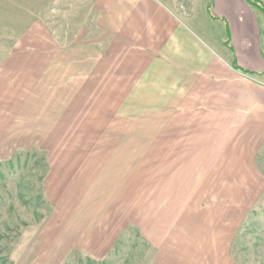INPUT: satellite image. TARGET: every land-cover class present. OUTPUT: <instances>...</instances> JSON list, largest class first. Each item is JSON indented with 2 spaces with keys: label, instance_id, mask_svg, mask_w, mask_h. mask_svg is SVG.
<instances>
[{
  "label": "rangeland",
  "instance_id": "1",
  "mask_svg": "<svg viewBox=\"0 0 264 264\" xmlns=\"http://www.w3.org/2000/svg\"><path fill=\"white\" fill-rule=\"evenodd\" d=\"M109 2L0 0V264H158L133 224L106 254L75 250L71 230L82 223L72 216L67 230L55 215L50 156L89 159L109 144L115 184L160 176L180 194L157 196L160 205L189 204L190 52L124 46L123 33L108 39ZM179 4L188 26L190 2ZM246 218L235 264H264L263 199Z\"/></svg>",
  "mask_w": 264,
  "mask_h": 264
},
{
  "label": "crops",
  "instance_id": "2",
  "mask_svg": "<svg viewBox=\"0 0 264 264\" xmlns=\"http://www.w3.org/2000/svg\"><path fill=\"white\" fill-rule=\"evenodd\" d=\"M188 2L189 28L179 0H110L105 33L115 43L123 33L124 46L155 53L190 52L189 204L160 205L157 196H180L160 176L115 184L103 152L109 144H96L101 155L89 159L50 156L46 188L55 215L67 230L72 216L82 223L71 230L75 250L106 254L133 224L158 264L236 263L232 246L264 200V0Z\"/></svg>",
  "mask_w": 264,
  "mask_h": 264
},
{
  "label": "trees",
  "instance_id": "3",
  "mask_svg": "<svg viewBox=\"0 0 264 264\" xmlns=\"http://www.w3.org/2000/svg\"><path fill=\"white\" fill-rule=\"evenodd\" d=\"M263 9H264V7H263Z\"/></svg>",
  "mask_w": 264,
  "mask_h": 264
}]
</instances>
